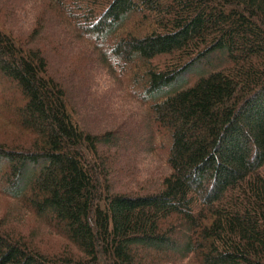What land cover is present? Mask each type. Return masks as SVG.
I'll return each mask as SVG.
<instances>
[{
  "label": "trees",
  "instance_id": "obj_1",
  "mask_svg": "<svg viewBox=\"0 0 264 264\" xmlns=\"http://www.w3.org/2000/svg\"><path fill=\"white\" fill-rule=\"evenodd\" d=\"M46 1L142 116L74 97L53 34L26 47L0 25L7 110L31 137L0 143V193L64 241L0 223V264H264V0ZM105 107L110 126L90 120ZM141 149L163 161L145 191L125 184Z\"/></svg>",
  "mask_w": 264,
  "mask_h": 264
},
{
  "label": "rangeland",
  "instance_id": "obj_2",
  "mask_svg": "<svg viewBox=\"0 0 264 264\" xmlns=\"http://www.w3.org/2000/svg\"><path fill=\"white\" fill-rule=\"evenodd\" d=\"M58 14V10L46 0H0V25L26 47L36 39L39 40L44 34H53L49 39L51 46L46 50L48 55L56 60L54 65L57 68L59 66L71 68L66 77V85L70 86L74 97L86 103L90 102L87 100H91L98 103L99 107L109 104L106 107L116 111L115 118L118 122L120 120L127 122L130 117H141L142 113L135 107L138 104L124 94L122 90L125 86L119 82L122 85L120 86L118 83V79L122 78L119 71L114 72L112 68H108L102 56L92 54L86 43L74 35L73 28L63 22ZM0 87H2L0 88V143L12 147L28 144L31 140L30 135L16 126L13 111L10 108L7 110L8 104L16 98V91H12L7 83L0 82ZM97 106L93 107L96 109ZM106 107L103 113L95 111L90 120L108 121L109 124L106 125L110 126L115 118L108 117ZM133 149L130 148V151ZM140 151L139 158L137 155L136 158L131 159L133 163L138 160L136 168H129L132 173L135 171L138 173H129V176L125 177L127 179L125 184L130 182L129 187L145 191L151 186L155 187L153 183L157 181L163 161L156 152L146 153L142 149ZM120 152L125 154V158L130 154ZM121 162L125 163L126 159H122ZM22 205L20 201L0 193V223L7 222L8 226L19 228L25 235L34 236L44 248L53 250L62 248L63 239L56 237L42 220L23 209Z\"/></svg>",
  "mask_w": 264,
  "mask_h": 264
}]
</instances>
